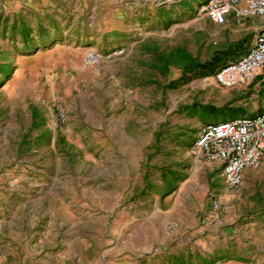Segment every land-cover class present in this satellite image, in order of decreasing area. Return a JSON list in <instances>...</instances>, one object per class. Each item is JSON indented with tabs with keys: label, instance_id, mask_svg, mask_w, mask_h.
<instances>
[{
	"label": "rangeland",
	"instance_id": "rangeland-1",
	"mask_svg": "<svg viewBox=\"0 0 264 264\" xmlns=\"http://www.w3.org/2000/svg\"><path fill=\"white\" fill-rule=\"evenodd\" d=\"M206 2L0 0V264H264V157L230 189L193 153L264 87L185 72L260 24Z\"/></svg>",
	"mask_w": 264,
	"mask_h": 264
},
{
	"label": "built area",
	"instance_id": "built-area-1",
	"mask_svg": "<svg viewBox=\"0 0 264 264\" xmlns=\"http://www.w3.org/2000/svg\"><path fill=\"white\" fill-rule=\"evenodd\" d=\"M202 12L217 25L226 24L230 17L237 21L263 19L248 51L223 65L213 76L223 89L261 90L264 87V0H207ZM86 61L94 65L98 57L89 53ZM193 153L200 160L220 163L226 186L239 188L246 171L259 168L264 157V108L254 116L205 125L199 132ZM212 205L205 223L218 222L222 218V204L213 201Z\"/></svg>",
	"mask_w": 264,
	"mask_h": 264
},
{
	"label": "trees",
	"instance_id": "trees-1",
	"mask_svg": "<svg viewBox=\"0 0 264 264\" xmlns=\"http://www.w3.org/2000/svg\"><path fill=\"white\" fill-rule=\"evenodd\" d=\"M249 47L250 46H247L246 43L240 42L235 45V48L222 53L220 56L215 57L211 61L202 64L192 63L189 67L186 68L185 72L194 73L195 77L197 78L214 76L219 68H221L225 64L237 60L241 55L248 51ZM234 118L236 117L233 115L226 116L224 121L232 120Z\"/></svg>",
	"mask_w": 264,
	"mask_h": 264
},
{
	"label": "crops",
	"instance_id": "crops-1",
	"mask_svg": "<svg viewBox=\"0 0 264 264\" xmlns=\"http://www.w3.org/2000/svg\"><path fill=\"white\" fill-rule=\"evenodd\" d=\"M255 21H257L260 25L262 24L263 22V19L262 18H253Z\"/></svg>",
	"mask_w": 264,
	"mask_h": 264
}]
</instances>
